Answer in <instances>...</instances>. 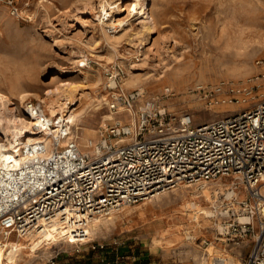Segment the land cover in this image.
Instances as JSON below:
<instances>
[{"label": "rangeland", "instance_id": "rangeland-1", "mask_svg": "<svg viewBox=\"0 0 264 264\" xmlns=\"http://www.w3.org/2000/svg\"><path fill=\"white\" fill-rule=\"evenodd\" d=\"M94 1L0 0V92L11 98L10 108L15 114L26 116L19 108L25 104L20 91L29 93L25 101L41 105L49 115L41 100L46 91L58 90L64 84L73 86L77 91L72 102L76 104L71 108L77 107V112L90 104L83 117L75 116V123L70 120L72 133L78 136L81 148L87 149L89 140L99 141L105 128L117 122L136 124L137 114L122 106L110 108L115 93L140 90L144 98L156 99L175 116L190 113L195 125L252 108L264 100V0H147L156 23L151 31L142 29L143 19L128 8L131 0H113L122 8L113 13L114 19L123 22L121 27L117 21H106L100 0ZM103 27L119 37L116 50L107 45ZM110 48L117 52L116 58H109ZM118 66L124 68L125 75L115 88ZM56 75L58 78L51 82ZM221 82L250 90L239 95L240 102L209 106L207 94ZM142 100L135 103L136 113ZM129 140L131 136L125 141ZM233 182V178H222L204 187L183 184L155 198L124 206L111 215L112 219L94 217L83 227L88 235L83 244L105 248L115 240L133 237L145 244L151 239L161 244L162 230L152 232L148 226L164 214V220L157 221L159 228L178 224L179 240L170 244L187 250L186 257L191 261L186 264H243L252 246L251 237L242 259L233 256L232 245L226 246L231 242L226 234L228 218L218 214L226 207L223 194ZM56 225L50 227L60 240L40 242L38 249L27 246L17 264H44L69 250L72 244L66 232L70 227ZM12 235L14 239L22 237ZM3 236L0 230V238ZM204 254L209 255L202 258Z\"/></svg>", "mask_w": 264, "mask_h": 264}, {"label": "built area", "instance_id": "built-area-1", "mask_svg": "<svg viewBox=\"0 0 264 264\" xmlns=\"http://www.w3.org/2000/svg\"><path fill=\"white\" fill-rule=\"evenodd\" d=\"M117 69L115 88L125 75L123 67ZM249 90L221 82L209 90V106L240 102L239 95ZM144 97L140 90L115 93L110 108L122 106L137 114L136 124L117 122L105 128L87 149L81 148L68 118L59 122L60 117L50 118L41 105L25 101V115L45 134L18 144L15 161L0 156L1 232L23 237L66 224L75 238L66 232L69 242L83 244L88 236L83 227L94 217L111 218L124 206L183 184L204 187L233 178L223 194L226 207L218 214L228 218L230 241L239 244L251 237L243 264H264V100L195 125L190 113L175 116L156 99Z\"/></svg>", "mask_w": 264, "mask_h": 264}, {"label": "bare ground", "instance_id": "bare-ground-1", "mask_svg": "<svg viewBox=\"0 0 264 264\" xmlns=\"http://www.w3.org/2000/svg\"><path fill=\"white\" fill-rule=\"evenodd\" d=\"M115 3L116 2L113 0L112 1L111 0L110 1L109 0H100L99 1L100 6L102 7V11L107 16L106 21L111 22L112 24H116V21L118 22V19L116 20L113 17V13H115L114 10L121 8L120 3L119 4H115ZM82 4H85V2ZM127 6L132 12L135 13L134 15H138V17L140 16V18L143 19L144 23H143L142 29H144L146 31H151L154 28L156 23L154 22L155 19L151 15V11L153 9L150 8L151 6L150 7L148 6L147 0H131V2L129 4H127ZM134 8H135V10H133ZM149 8L151 9V11ZM152 13H154V12H152ZM126 17H128V16H126ZM101 18H102V16H101ZM120 20H122V19H120ZM104 22L105 21H103V26L105 25ZM108 22L106 23L105 26H107ZM117 24H119L120 27L124 25L122 21L118 22ZM109 25H110V23H109ZM140 25H141V23H140ZM111 27H112V25H111ZM115 29H116V27H115ZM103 30H104V35H105L104 38L107 41V45L109 47H111L112 49H115L116 48L115 45L120 41L119 37H117V35L108 34L105 27H103ZM143 35H144V33H143ZM120 36L122 37V35H120ZM112 49L110 50L111 51V53H110L111 55L109 57L110 59L113 57L116 58L115 56L117 55V54H115L117 52L112 51ZM117 51H118V49H117ZM133 62H135V61H133ZM97 77L101 81V76L97 75ZM57 78H58V75L54 76L52 78L51 82L56 80ZM64 85L57 88L58 90L46 91V93L44 94V98L42 97L41 100L45 103L46 110H48L50 112V114H49L50 118L60 117L59 122L61 120H64L65 118H68L69 120H71L72 123H75L74 117L75 116L83 117V115H85V113L88 112L87 110H88L90 104L87 103V105H84V108H82V110H78L76 112L77 107L71 108V106L76 104V102H72V99H74V96H75V93L77 90L73 86H70V85L64 86ZM23 91L25 92V90H23ZM23 91H22V93L20 91L19 97L21 98V100L23 102H25V100H27L30 97V95H29V93H27V92L24 93ZM12 103L13 102L9 96L0 92V139H4V141H0V156H2L3 159L7 160V161L17 160L15 151L19 150L17 148L18 144H20L22 142L25 143L28 141L37 140V139L41 138V136L44 137V134H45L41 130L38 131L37 129L34 128L35 123L31 118L26 117V116L22 117V115L19 116V115L15 114L16 109H14L15 112H13L12 111L13 108H10L12 106L11 105ZM23 106H24V104H22L19 108H22V110H23ZM5 111H7L8 113L6 114ZM107 116L111 117L110 114H107ZM50 132H52V131H50ZM81 145H83V144H81ZM170 203H171V201H170ZM176 204H177V202H176ZM192 206L194 207V205H192ZM214 212H215V216H216V211L214 210ZM104 219H102V220H104ZM104 222H105V220H104ZM94 226H97V224L94 223ZM71 232H72L71 229L67 232V233H69L68 236L74 240L75 239L74 234H72ZM17 238L18 239H14L12 234L7 235V236H3V238H0V264H17L18 260L20 259V253L27 246H35V248L38 249L37 244H39L40 242H42L43 244H46L47 242L48 243H50V242L56 243L60 240V238H58L56 236V234H54V232L50 226L44 227L42 230L36 229V230L30 232L29 234L23 236V237H17Z\"/></svg>", "mask_w": 264, "mask_h": 264}, {"label": "crops", "instance_id": "crops-1", "mask_svg": "<svg viewBox=\"0 0 264 264\" xmlns=\"http://www.w3.org/2000/svg\"><path fill=\"white\" fill-rule=\"evenodd\" d=\"M163 215L156 216V219L164 220ZM157 221L151 222L148 228L152 232L162 230L164 239L161 244H155L153 239L149 240V238V243L145 244L143 240H136L133 237L130 240L121 242L115 240L114 244H108L104 249H93L89 244L69 242L72 244L69 250L57 253L44 264H186L187 261H191V258L187 259L186 257L187 250L180 249L176 244H170L171 241L179 240L177 238L179 234L178 224L169 223L159 228L161 225ZM204 243L205 245L209 244L207 241H204ZM247 243H249V239H240L238 246L232 241L226 243V246L232 245V247H229L230 251H233L232 255L242 259L250 244ZM206 255L209 254H204L202 258H205Z\"/></svg>", "mask_w": 264, "mask_h": 264}, {"label": "snow or ice", "instance_id": "snow-or-ice-1", "mask_svg": "<svg viewBox=\"0 0 264 264\" xmlns=\"http://www.w3.org/2000/svg\"><path fill=\"white\" fill-rule=\"evenodd\" d=\"M133 10H135V8Z\"/></svg>", "mask_w": 264, "mask_h": 264}]
</instances>
